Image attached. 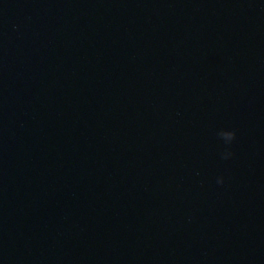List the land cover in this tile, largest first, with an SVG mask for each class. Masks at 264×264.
<instances>
[{"label": "water", "instance_id": "water-1", "mask_svg": "<svg viewBox=\"0 0 264 264\" xmlns=\"http://www.w3.org/2000/svg\"><path fill=\"white\" fill-rule=\"evenodd\" d=\"M0 264H264V0H0Z\"/></svg>", "mask_w": 264, "mask_h": 264}, {"label": "clouds", "instance_id": "clouds-1", "mask_svg": "<svg viewBox=\"0 0 264 264\" xmlns=\"http://www.w3.org/2000/svg\"><path fill=\"white\" fill-rule=\"evenodd\" d=\"M218 136L225 142L227 145H231L233 141H235L237 133L235 130H221L218 132ZM233 155L231 152L230 148L226 149L222 153V158L223 159H228ZM218 183L223 184L224 183V178L220 177L218 180Z\"/></svg>", "mask_w": 264, "mask_h": 264}]
</instances>
